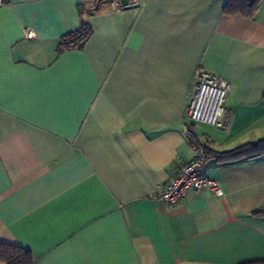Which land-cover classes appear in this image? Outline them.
Here are the masks:
<instances>
[{"label": "crops", "instance_id": "obj_1", "mask_svg": "<svg viewBox=\"0 0 264 264\" xmlns=\"http://www.w3.org/2000/svg\"><path fill=\"white\" fill-rule=\"evenodd\" d=\"M229 1L0 0V244L34 264L264 261V159L206 160L221 198L159 200L192 158L198 68L231 88L224 128L189 123L196 143L264 140V0L250 17ZM82 22L89 39L62 48Z\"/></svg>", "mask_w": 264, "mask_h": 264}, {"label": "built area", "instance_id": "obj_2", "mask_svg": "<svg viewBox=\"0 0 264 264\" xmlns=\"http://www.w3.org/2000/svg\"><path fill=\"white\" fill-rule=\"evenodd\" d=\"M109 2L113 10H121L118 0ZM25 37L31 38L32 34L26 32ZM230 88L229 82L201 68L194 72L181 130L182 137L192 149V158L165 188L160 189L159 200L167 206H175L190 190L194 192L208 190L215 198L224 196L223 188L218 182L201 174L205 155L203 149L196 143V134L189 123L216 129L224 128L227 118L225 104Z\"/></svg>", "mask_w": 264, "mask_h": 264}, {"label": "trees", "instance_id": "obj_3", "mask_svg": "<svg viewBox=\"0 0 264 264\" xmlns=\"http://www.w3.org/2000/svg\"><path fill=\"white\" fill-rule=\"evenodd\" d=\"M257 2V0L254 2H250L249 0H230L226 7V12L250 17L255 11ZM90 35L91 28L82 22L80 28L70 38L64 40L61 47L64 49L81 48ZM73 39H75L74 42L69 41ZM200 147L202 148V146ZM202 149L205 161L213 158L218 163H234L242 160L253 161L264 159V140L245 144L225 153H215L206 150V148ZM256 215L264 216V210L257 212ZM0 264H34V262L30 253L23 248L0 244ZM244 264H264V261L247 262Z\"/></svg>", "mask_w": 264, "mask_h": 264}]
</instances>
